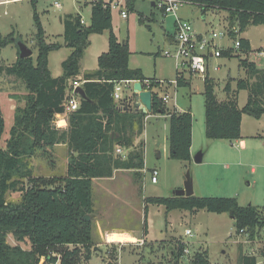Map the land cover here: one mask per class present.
Instances as JSON below:
<instances>
[{"label":"trees","instance_id":"trees-1","mask_svg":"<svg viewBox=\"0 0 264 264\" xmlns=\"http://www.w3.org/2000/svg\"><path fill=\"white\" fill-rule=\"evenodd\" d=\"M203 14L209 10L226 11L230 38L244 33L251 26L264 25V0H194ZM33 7L34 42L38 51L36 60L18 58L10 66H0V75H12L22 80L28 94L17 100L14 123L9 131L5 148L0 147V264H41L43 259L56 262L50 254L62 256L61 264H80L83 258L89 264L95 248V225L85 222L86 215L94 214L93 181L112 178L115 171L135 170L134 177L141 179L145 169V143H135L145 131L142 111H122L114 99L116 84L124 81H149L150 88L158 85L153 79L144 77L141 70L129 67L130 49L128 41L120 42L114 32L112 9L103 1H92L91 23L81 24L79 14L67 15L63 19L64 44L48 42L36 6ZM135 1L127 8L135 11ZM140 24L145 20L139 14ZM108 32L109 50L98 58V70L86 73L82 88L86 99H80L78 110L67 113L69 101L67 90L70 81L78 79L81 61L90 46V36ZM13 41L0 32V49ZM238 54L223 52L222 58H239L245 79H229L224 87L225 99L216 94L214 79L204 81V108L206 138L210 141L226 140L231 143L241 140V125L244 115L260 119L264 116V70L251 62L253 52L250 42L240 38ZM64 46L72 50L62 63L63 74L54 78L49 69V56ZM264 53V48L258 50ZM244 55V56H243ZM245 57V58H242ZM178 79V78H177ZM236 88H232V83ZM178 87H190L182 79ZM241 91L248 92L247 103L239 107ZM153 115L168 117L169 159L191 162L193 115L171 111L153 97ZM68 115V130L58 125L61 115ZM5 132V119L0 109V143ZM67 144L69 160L65 176L40 178L34 176L30 160L41 154L51 158L57 145ZM129 150L126 159L116 154V148ZM139 179V180H140ZM21 194L19 202L8 200L10 193ZM145 214L150 205L173 210L197 213L228 214L235 221L236 231L248 230L252 234L264 229V208L252 205L241 206L236 198L215 197H148L144 199ZM147 221L144 237L148 235ZM12 235L17 245L8 243ZM20 243H28L24 249ZM73 249L69 250V247ZM186 245L178 241L172 252L175 264L185 257ZM111 258L105 264L114 263ZM190 264H210L206 253H197ZM238 264H255V258L240 253Z\"/></svg>","mask_w":264,"mask_h":264},{"label":"rangeland","instance_id":"rangeland-1","mask_svg":"<svg viewBox=\"0 0 264 264\" xmlns=\"http://www.w3.org/2000/svg\"><path fill=\"white\" fill-rule=\"evenodd\" d=\"M56 2L61 4V9L56 7ZM87 2L89 4L85 5ZM91 2L92 0H38L36 9L46 30L48 42L63 45L64 28L61 19L66 15L79 14L88 27L91 23ZM134 7L137 12L125 9L128 12L127 19L121 17L120 7L112 10L115 34L122 43L125 41L129 43L132 53L130 68L142 69L147 77L176 80L175 60L163 54L164 51L171 49L167 39L175 35V18L173 16L165 18L160 11L152 10L151 4L146 1H135ZM138 12L152 19L150 29L146 25L139 24ZM33 13L31 0L0 5V32L4 37L16 41L22 38L21 40L31 46L33 58L36 60L38 51L35 45H32L35 34ZM178 15L192 22L198 32L230 29L226 11L213 9L203 14L199 6L187 5L179 10ZM108 35V32L91 35L93 39L85 52L83 66L97 69V54L102 49L108 48ZM246 36L253 46V52L249 56L250 61L264 70V53L258 52L259 49L264 48V25L249 27ZM238 38H241V34ZM16 41L0 49V66L15 62L19 53ZM222 44L231 46L232 39L227 37ZM243 56L242 58L246 57ZM240 60L234 57L211 61V66H220L218 72H214L212 68L209 76L215 80L216 94L220 101L226 97L224 87L229 79L246 78L245 71L240 67ZM53 64L54 59L52 66ZM4 75L0 77L3 80L1 83L3 92L12 93L21 90L19 80L9 79V76ZM185 79L191 86L178 88L177 108L179 112L191 109L196 138L195 149H197L194 156L202 152L203 162L198 164L194 160L180 162L169 159L168 119L149 117L146 123L145 166L149 169H157L158 182L152 184L150 174L145 173L141 179L139 178L140 180L133 177L134 174H130L132 178H129V182L124 181L125 185L129 184L128 190L133 191L129 198L107 197V190L114 192L117 190L115 187L123 190L122 184L115 183L114 187L105 181L94 182L95 202L92 222L95 225L94 243L97 249L94 248L92 251L89 264H105L111 258H114L113 262L117 264H175L172 252L178 241L183 242L189 251L180 260V264H190L193 256L199 252L207 254L210 264H238L241 252L247 255L255 248L254 244L250 246L246 243H237L245 238L239 236L235 221L228 214L209 213L203 210L197 213L180 210L168 212L165 207L155 205H150L148 214H145V198L173 197L176 191L184 188L188 172L193 181L196 197L236 198L242 206L264 208V116L259 121L260 119L245 115L244 133L249 140L246 151L235 145L232 146L234 143L226 140L210 141L205 135L204 80L191 74H186ZM232 87H236L235 82ZM7 99L4 94H0V103L8 115L0 143L1 148L6 146L10 120L13 122V116L11 119L9 115L10 103ZM247 99L248 92L241 91L238 99L240 107L246 105ZM258 133L263 136H256ZM141 139L142 137L137 139L138 144ZM66 153L67 151L64 150L62 155ZM56 156L58 153L54 149L51 158H44L41 154L32 158L29 162L33 167L34 176L46 179L64 176L67 167ZM20 199L19 192L8 195V200L11 202H19ZM145 221L150 231L148 242L142 240ZM187 229L193 232L192 237L185 236ZM108 237L113 241L112 243L107 241ZM7 241L12 246L18 244L12 235L8 236ZM20 245L24 249L30 248L28 243H20ZM71 249L72 246L69 247V250ZM84 263L82 258L80 264Z\"/></svg>","mask_w":264,"mask_h":264},{"label":"built area","instance_id":"built-area-1","mask_svg":"<svg viewBox=\"0 0 264 264\" xmlns=\"http://www.w3.org/2000/svg\"><path fill=\"white\" fill-rule=\"evenodd\" d=\"M21 1V0H0V5H6L10 2ZM95 2L103 1L104 4H109L111 9L120 7L121 17L123 19L128 18V12L125 10L129 1H146L150 4H153L156 10L160 11L162 15L167 18L173 16L175 18V44L171 49H168L163 52L164 56L167 58H173L176 62L177 78L175 81H172L171 84L178 87L179 79L184 80L186 74L196 75L201 77L205 81L206 78H210V72L213 68L214 72L220 70V66H211V61L214 59H219L223 57V52H229L238 54L241 48V42L239 36V30L234 28L235 33L237 34L236 38L233 39L232 45L228 47H223L221 42L225 38H230L229 29L222 31H215L214 29L209 30L205 33H200L195 30L192 22L182 19L178 12L181 8L187 5H197L194 0H92ZM58 9H61L62 6L60 3H55ZM198 6V5H197ZM82 25H86L84 19L81 20ZM231 39V38H230ZM220 42V43H219ZM263 54V53H261ZM138 81H124L116 84L114 99L116 101L122 102L123 108H128L132 105L131 98H124V89L129 88L130 85ZM158 83V82H156ZM143 84V83H142ZM150 82L146 81L143 85L146 90H153L155 88L165 87L167 83H158L153 88H150ZM82 83L79 79H75L71 82L69 89L67 90V96L69 101L66 105V112L71 113L79 108L80 96L76 93V89L81 87ZM153 92V91H152ZM154 94V93H153ZM164 106L168 107L171 104L172 97L168 94H156ZM173 109L171 111L177 110V103L173 104ZM129 150L123 149L121 147L116 148V154L121 156L122 159H126L128 156ZM144 173H150L152 184L158 182L159 172L157 170H143ZM239 236L245 238L243 241L237 243H246L250 246L255 245L254 249H251L248 256L255 258V264H264V229L256 230L252 234L248 230H241ZM185 236L192 237L193 232L190 229L185 231ZM188 248L184 250V254H188ZM50 257H56L57 261L51 262L42 260L41 264H61L62 256L52 253Z\"/></svg>","mask_w":264,"mask_h":264},{"label":"crops","instance_id":"crops-1","mask_svg":"<svg viewBox=\"0 0 264 264\" xmlns=\"http://www.w3.org/2000/svg\"><path fill=\"white\" fill-rule=\"evenodd\" d=\"M15 2H17V1H15ZM10 3H12V2H10ZM9 4V3H8ZM89 3L87 2V3H85V5H88ZM151 6H152V10H155V7L153 6V4H151ZM91 10H92V5H91ZM134 12H137L136 11V9H135V11ZM139 14H142L143 15V17H144V20H145V22H144V24H141V25H146V27L147 28H151V25H150V23H151V21H152V19L150 18V17H148V16H145L143 13H141V12H138V14H137V17H138V21H139ZM67 16V15H66ZM153 16H154V13H153ZM64 19V18H63ZM63 19H61V22H62V24H63ZM83 19V18H82ZM139 24H140V22H139ZM86 26V25H85ZM87 27V26H86ZM63 28H64V25H63ZM114 28V27H113ZM248 30V29H247ZM247 30L244 32V33H242L241 34V38H244V39H246V40H248L249 42H250V45H251V48L253 49V46H252V44H251V41H250V39L246 36V34H247ZM45 32H46V30H45ZM115 32V31H114ZM205 32H207V30L206 31H203V32H200V33H205ZM63 34H64V32H63ZM47 36V35H46ZM63 36V35H62ZM93 36H91V38H90V45H91V40L93 39L92 38ZM22 39V38H21ZM33 39H34V36H33ZM232 39V38H231ZM23 41V40H22ZM167 41H168V44H169V46H170V48H172L173 46H174V44H175V38H174V36H172V37H170V38H168L167 39ZM224 41V40H223ZM121 42V41H120ZM232 42H233V39H232ZM26 43V42H25ZM52 43V42H51ZM125 43V42H124ZM64 44V43H63ZM32 45H35V42L33 41V44ZM221 45L223 46V47H228V46H226V45H224V44H222V42H221ZM28 46V45H27ZM29 48H31V46H28ZM90 47V46H89ZM107 49H102L101 51H99V53L97 54V64H98V58L102 55V54H104V53H107L108 52V50H109V42H108V45H107ZM71 52H72V50L70 49V48H68V47H66V46H64L62 49H60L59 51H57V52H54V53H51L50 54V56H49V69H50V72H51V74H52V76L54 77V78H58V77H60L62 74H63V70H62V63L68 58V56L71 54ZM131 52V51H130ZM131 55H132V53H131ZM131 55H130V58H131ZM19 58V53H17V55H16V60ZM52 59H54V64H53V66H52ZM15 60V61H16ZM129 62H130V59H129ZM15 63V62H14ZM13 64V63H12ZM11 64V65H12ZM5 66H10V65H5ZM81 71H80V76H78V79L81 81V83L83 84L84 83V80H83V77H84V75L86 74V73H89V72H93V71H97L98 70V67H97V69H93V68H91V69H88V68H86L85 66H83V59H82V61H81ZM130 67V66H129ZM130 69H133V70H136V69H138V70H141V72L143 73V71H142V69H140V68H137V67H131ZM5 73H3L2 75H0V77H3V76H5L4 75ZM143 75H144V73H143ZM6 76H9V79H11V78H16L15 76H12V75H6ZM144 77L145 78H147V79H154L156 82H158V83H167V85H165V87H161V88H155V89H153L152 91H153V93H154V95H156V94H168V95H170L173 99H172V101H171V104H169V106L167 107L168 109H173L174 107H173V104L176 102L177 103V91H178V88L179 87H177V86H175V85H173V84H171V82L172 81H168L167 79H158V78H156V77H147L146 75H144ZM17 80H19L20 82V85L22 86V88H20L21 90L19 91L18 90V92H12V93H6V92H3L4 91V88L3 87H1L2 86V79L0 78V94H4V96L6 97V99L8 100V103H10V109H9V115L11 116V119H12V116H13V122L10 120V129H11V127H12V125H13V123H14V113H15V109H16V107L18 106V105H20V106H23L24 105V101L23 100H17L16 99V97H19V98H22L23 96H25V95H27L28 94V91L26 90V87H25V84L22 82V80H20V79H18V78H16ZM176 79H177V70H176ZM236 80V79H235ZM175 81V80H174ZM184 81H186V82H188L189 84H190V82L187 80V79H184ZM71 82L72 81H70V85H71ZM234 83V82H233ZM233 83H232V85H233ZM135 84V83H134ZM134 84H132V85H130V87L129 88H126V89H124V94H123V96H124V98H126L127 99V97H129V98H131V102H132V105L130 106V107H128V108H131V107H134L135 106V104H136V95H135V93H134V90H133V87H134ZM190 86H191V84H190ZM82 87V86H81ZM18 87H16V89H17ZM233 88V87H232ZM236 88V87H235ZM235 88H233V89H235ZM80 99H81V97H80ZM79 103H80V100H79ZM116 103L118 104V109L119 110H122V111H125L124 110V108L121 106L122 105V102H119V101H116ZM245 106V105H244ZM243 106V107H244ZM239 107H240V105H239ZM243 107H240V108H243ZM127 108V109H128ZM0 109H1V111H2V113H3V116L6 118L5 119V128H6V125H7V116L8 115H6V112H5V110H4V108H3V106L1 105V103H0ZM177 110H178V108H177ZM127 111V110H126ZM136 112V111H135ZM68 115L66 114V115H61L60 117H59V120H58V125H59V127L61 128V130H63V131H67L68 130V117H67ZM149 117H155V118H158V119H162V118H167L168 119V117H166V116H161V115H153V114H150V115H147V117H146V119H145V131H144V134L141 136L142 137V141H144V143H145V155H146V153H147V132H146V123H147V120H148V118ZM244 121H245V115L243 116V118H242V125H241V133H242V139L241 140H238V141H235V142H233L234 144L232 145V146H236V147H239L241 150H244V151H246L247 150V148H248V142H249V140L248 139H246L247 137L245 136V133H244ZM259 121H261V119L259 120ZM168 126H169V124H168ZM10 131V130H9ZM256 136H260V137H262L263 135L262 134H259L258 133V135H256ZM140 137V138H141ZM8 139V138H7ZM7 141V140H6ZM141 141V142H142ZM139 144H138V142L136 141V143H135V146L137 147ZM161 144L159 143V145L158 146H160ZM118 148V147H117ZM196 148V138H195V132H194V127H193V134H192V148H191V156H192V159H191V161H193V158H194V154H195V150H197V149H195ZM67 151V153L65 154V155H62V153H63V151ZM55 151H56V153H58V156H56L58 159L60 158V160L61 161H63L64 162V165L67 167V165H68V160H69V154H68V147H67V144H60V145H57L56 147H55ZM158 157H159V154H158ZM144 158H145V156H144ZM145 168H147L146 166H145ZM67 170V169H66ZM147 170H149V171H151V170H157L156 168H153V169H149V168H147ZM136 171L135 170H118V171H115V173H114V175H113V177L112 178H108V179H95L94 181H93V185H94V182L95 181H105V182H107V183H110V185H113L114 187H115V183H119V184H122V188H124L123 190H121L119 187H115L117 190L116 191H114V192H111V191H108L107 190V197H110V198H114V197H119V198H124V197H127V198H129L128 196H130V195H132V189L131 190H128V188H129V184L128 185H125V182L124 181H126V182H129V178H132V176H130V174H134ZM144 173V172H143ZM145 174V173H144ZM148 174H150V173H148ZM66 175V174H65ZM64 175V176H65ZM133 177H134V175H133ZM119 178H120V180H119ZM132 184V183H131ZM119 186V185H118ZM119 188V189H118ZM130 189V188H129ZM94 191V190H93ZM93 194H94V192H93ZM93 201L95 202V200H94V195H93ZM127 200H125V202H126ZM242 206V205H241ZM249 206V205H248ZM149 227V226H148ZM148 235L147 236H145V237H143L142 238V240L143 241H149L148 240V236H149V234H150V231H149V229H148ZM113 234V233H112ZM126 234H130V233H126ZM108 236V235H107ZM110 237H108V239H107V241L108 242H110V243H112L113 241H110V239H109ZM138 237L136 236V239H137ZM131 243H133V242H131Z\"/></svg>","mask_w":264,"mask_h":264},{"label":"water","instance_id":"water-1","mask_svg":"<svg viewBox=\"0 0 264 264\" xmlns=\"http://www.w3.org/2000/svg\"><path fill=\"white\" fill-rule=\"evenodd\" d=\"M16 41V39H13ZM19 49V58L27 59L33 56V50L27 46V44L21 39L16 41ZM134 93L136 95V104L131 108H124V110L129 111H142L146 115H150L153 112V97L154 94L151 90H146L142 82H135L133 87ZM76 93L81 97V99H86V94L82 87L76 89ZM193 160L200 164L203 162V153L199 152L194 156ZM194 195L193 181L190 175V172L186 174V179L184 182V188L175 192V197H191ZM93 215H86L83 220L89 222L93 219ZM97 248H95L96 250Z\"/></svg>","mask_w":264,"mask_h":264}]
</instances>
